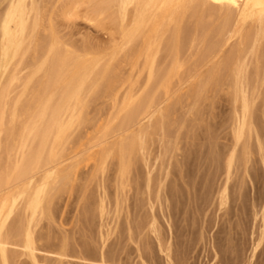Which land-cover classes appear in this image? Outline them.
I'll return each mask as SVG.
<instances>
[{
    "label": "rangeland",
    "instance_id": "rangeland-1",
    "mask_svg": "<svg viewBox=\"0 0 264 264\" xmlns=\"http://www.w3.org/2000/svg\"><path fill=\"white\" fill-rule=\"evenodd\" d=\"M95 2L51 9L89 73L57 148L62 169L48 177L33 222L36 260L14 234L9 264H264V31L252 16L220 31L221 11L188 2L129 38L135 9L124 22L117 0L102 14ZM33 57L25 73L35 70ZM75 70L49 83L52 104ZM47 79L40 71L21 103ZM243 92L250 108L238 138ZM135 103L144 111L125 124ZM29 120L20 114L2 135L0 180H13L0 185V205L19 182L22 146L39 144L24 131ZM12 217L6 231L32 216L22 202Z\"/></svg>",
    "mask_w": 264,
    "mask_h": 264
},
{
    "label": "bare ground",
    "instance_id": "bare-ground-1",
    "mask_svg": "<svg viewBox=\"0 0 264 264\" xmlns=\"http://www.w3.org/2000/svg\"><path fill=\"white\" fill-rule=\"evenodd\" d=\"M57 1H61V8L71 13L76 9V3L82 1L93 5L97 0H0V151L4 147L2 135L5 131L13 132L17 128L16 120L20 114L30 118L25 122L24 131L33 133L38 139L36 147L24 144L19 152L15 164V173L19 179L16 187L8 192L0 205V256L3 264H9L8 245L10 236L23 235L24 248L36 260L38 240L34 235L33 222L42 210L48 186L47 179L58 174L62 169V153L57 151L66 133L73 125L74 112L80 104L81 91L89 73L88 65L80 61L72 52L71 44L64 42L53 23L51 9ZM95 5L99 14L106 9L100 7L107 0ZM194 3L196 7L211 6L223 14L220 31L231 26L234 19L242 20L252 16L260 31H264V0H117V19L126 21L130 8L135 9L133 18L134 28L128 34L133 38L142 32L151 20L170 12L179 13L187 3ZM99 5V6H98ZM71 47V49H70ZM153 42L149 43V49ZM34 55L35 70L25 73L28 67L27 58ZM68 67H76L72 76L65 81V89L59 99L52 104L49 83L59 81L62 72ZM40 71L47 76L45 83L37 82L32 98L21 103L31 84ZM20 83L25 86L19 96H14ZM33 97L38 99V108L34 109ZM243 110L239 116V127L236 136L241 134L247 124V113L250 105L243 92ZM144 111V107L135 103L127 110L125 124L133 122ZM7 116L10 124L5 122ZM131 145V144H130ZM44 177L37 178V172L44 166ZM231 168V167H230ZM228 168V174L230 171ZM13 179L0 180L1 184L10 183ZM227 186L223 190V198L227 199ZM25 203V210L31 212V219L26 223L7 229V223L18 210L21 203ZM105 261V260H103Z\"/></svg>",
    "mask_w": 264,
    "mask_h": 264
}]
</instances>
